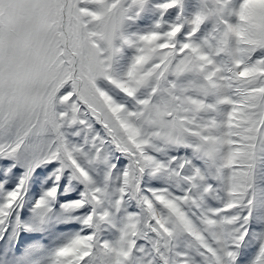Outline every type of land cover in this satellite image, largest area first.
Instances as JSON below:
<instances>
[{"label":"snow or ice","instance_id":"obj_1","mask_svg":"<svg viewBox=\"0 0 264 264\" xmlns=\"http://www.w3.org/2000/svg\"><path fill=\"white\" fill-rule=\"evenodd\" d=\"M0 264H264V0H0Z\"/></svg>","mask_w":264,"mask_h":264},{"label":"rangeland","instance_id":"obj_2","mask_svg":"<svg viewBox=\"0 0 264 264\" xmlns=\"http://www.w3.org/2000/svg\"><path fill=\"white\" fill-rule=\"evenodd\" d=\"M126 62V61H125Z\"/></svg>","mask_w":264,"mask_h":264}]
</instances>
